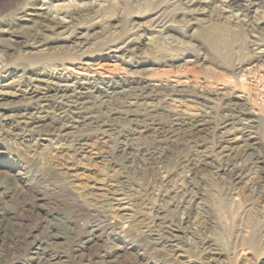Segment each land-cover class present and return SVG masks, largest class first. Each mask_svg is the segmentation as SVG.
Masks as SVG:
<instances>
[{
	"label": "rangeland",
	"instance_id": "1",
	"mask_svg": "<svg viewBox=\"0 0 264 264\" xmlns=\"http://www.w3.org/2000/svg\"><path fill=\"white\" fill-rule=\"evenodd\" d=\"M226 3L0 0V264H264V0Z\"/></svg>",
	"mask_w": 264,
	"mask_h": 264
},
{
	"label": "bare ground",
	"instance_id": "2",
	"mask_svg": "<svg viewBox=\"0 0 264 264\" xmlns=\"http://www.w3.org/2000/svg\"><path fill=\"white\" fill-rule=\"evenodd\" d=\"M237 1H239V0H225V2H227L226 4L227 5H235V2H237ZM261 1V0H260ZM249 4H242V3H238V4H236L238 7H242V10H243V12L242 13H246V12H248V10H250V6L252 5V3L251 2H248ZM229 8V7H228ZM62 14H64L63 12H66V11H64V9H61V10H59ZM58 11V13H60ZM66 13H68V12H66ZM69 13H70V11H69ZM65 15H67V14H65ZM53 19H55V18H53ZM261 52L262 53H264V49H262L261 50ZM74 102H75V100H74ZM77 102V101H76ZM63 103V102H62ZM71 105V104H70ZM74 105V104H73ZM78 105V104H77ZM64 107V106H63ZM73 108V107H72ZM226 108V107H225ZM234 108V107H233ZM237 112V111H236ZM165 114V113H164ZM232 114V113H231ZM232 116V115H231ZM236 116V115H235ZM224 119V118H223ZM234 119V118H233ZM167 120V119H166ZM128 140V139H127ZM156 141V140H155ZM124 151V150H123ZM133 155V154H132ZM186 155V154H185ZM145 159V158H144ZM109 219V218H108Z\"/></svg>",
	"mask_w": 264,
	"mask_h": 264
}]
</instances>
